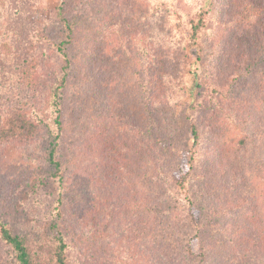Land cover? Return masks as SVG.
<instances>
[{
  "label": "trees",
  "instance_id": "1",
  "mask_svg": "<svg viewBox=\"0 0 264 264\" xmlns=\"http://www.w3.org/2000/svg\"><path fill=\"white\" fill-rule=\"evenodd\" d=\"M31 1L0 0V16ZM146 1L143 10L136 1L60 0L51 11L47 23L62 32L50 39L60 64L48 103L16 120L0 116L3 141L46 137L44 172L57 186L45 234L18 230L0 208V242L14 264H83L66 217L78 224L97 213L120 222L121 264H264V0H210L194 12L179 0ZM86 11L106 46L86 51L112 87L95 95L98 121L84 127L100 158L90 175L96 190L80 186L75 215L60 155L62 94ZM8 52L0 47V93ZM199 204L207 216L196 214Z\"/></svg>",
  "mask_w": 264,
  "mask_h": 264
},
{
  "label": "rangeland",
  "instance_id": "2",
  "mask_svg": "<svg viewBox=\"0 0 264 264\" xmlns=\"http://www.w3.org/2000/svg\"><path fill=\"white\" fill-rule=\"evenodd\" d=\"M132 1L140 4L143 10L144 7L150 8L146 0H127L126 4ZM152 1L154 4L157 2V0ZM179 1L185 11L192 12L198 7H207L210 2V0ZM31 3L32 6H26L25 10L19 8L17 12H8L0 16V47L11 53L6 63L2 65L0 116H6L11 121L21 117L23 111L39 109L48 103V90L56 79V69L60 64L50 39L61 35V27L56 21L47 23L51 11L60 4V0H33ZM83 13L87 21H83L79 26L76 44L72 50L74 66L68 86L62 94L63 114L68 128L62 141L60 155L67 167V183H69L67 191L72 195L75 193L73 199L77 200L71 202L75 207L72 208L74 214L82 210L81 201L78 200L80 186L86 185V188L93 193L96 190L94 184L90 183V175L93 174V170L98 172L96 165L100 158V148L93 149L94 141L91 137H94L95 132L92 133L84 127H95L98 121H93L92 114L98 111L101 105L95 95L102 97L101 91L104 90L106 94V87L108 91L112 87L109 85L108 75L96 70L95 63L86 51L85 44L93 43L98 50L106 46L99 35L90 31L91 24L88 22L92 20L94 22L91 17L93 13L90 11ZM99 16L101 15L96 13L95 17ZM52 21H54L53 17H51ZM185 51L186 56L184 55L183 58L193 63L194 48H186ZM32 78L37 80H33L32 83ZM185 99L188 100L189 97ZM73 127L79 138L73 139ZM42 133L45 136L44 132ZM98 135L96 132V136ZM83 137L84 139L81 140ZM45 138L37 135L32 139L10 142L0 139V201H2L0 208L4 210L3 215L9 222L14 221L13 224L18 230L36 231L38 235L45 234L57 190L55 182L44 172L48 165L45 159L47 144ZM32 184L34 189L32 187L30 190ZM27 190L30 191L28 196ZM196 206L198 208L196 214L207 216L200 204ZM96 212L102 213L101 208H97ZM66 219V222L70 221L69 224L73 227L67 230L68 237L73 242L72 251L74 253L75 248L81 251L83 264H121L126 259L115 252L116 247L119 246L118 240L121 238L118 233L119 221L105 222L99 213L95 215L93 221L82 218L83 220L78 224L76 218L66 217ZM204 220H206L205 216ZM78 228H83V233L86 234L82 240L79 238L80 232L78 236L74 235V231H78L76 230ZM220 235L222 234L219 231L218 237ZM202 240L203 238L197 240L196 248L199 249L204 244ZM221 249L223 253L225 248ZM220 257L221 254L218 253V258ZM0 264H14L11 251L1 242Z\"/></svg>",
  "mask_w": 264,
  "mask_h": 264
}]
</instances>
